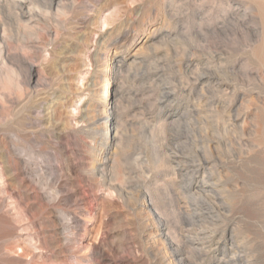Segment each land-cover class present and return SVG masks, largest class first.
Segmentation results:
<instances>
[{"label":"rangeland","instance_id":"1","mask_svg":"<svg viewBox=\"0 0 264 264\" xmlns=\"http://www.w3.org/2000/svg\"><path fill=\"white\" fill-rule=\"evenodd\" d=\"M0 264H264V0H0Z\"/></svg>","mask_w":264,"mask_h":264},{"label":"bare ground","instance_id":"2","mask_svg":"<svg viewBox=\"0 0 264 264\" xmlns=\"http://www.w3.org/2000/svg\"><path fill=\"white\" fill-rule=\"evenodd\" d=\"M111 73H112L111 66H107V69H106L105 74H104V78H105V81L107 84L103 88V94L98 96L99 101L102 103V108H101L100 112L103 115L102 121L105 124H109L112 121V117H113L112 113H108V107H110V105H111L110 102L112 101V95H113L112 93H110V88L115 83L114 79L112 78ZM117 79H118V76H117V74H115V80H117ZM205 241H207V240H205Z\"/></svg>","mask_w":264,"mask_h":264}]
</instances>
